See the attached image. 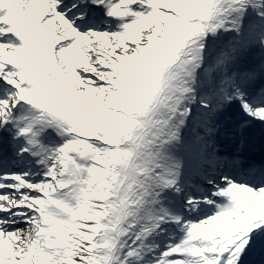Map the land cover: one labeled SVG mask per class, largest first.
Segmentation results:
<instances>
[{
    "label": "snow or ice",
    "instance_id": "6c2138e0",
    "mask_svg": "<svg viewBox=\"0 0 264 264\" xmlns=\"http://www.w3.org/2000/svg\"><path fill=\"white\" fill-rule=\"evenodd\" d=\"M264 0H0V264H264Z\"/></svg>",
    "mask_w": 264,
    "mask_h": 264
},
{
    "label": "rangeland",
    "instance_id": "374dc122",
    "mask_svg": "<svg viewBox=\"0 0 264 264\" xmlns=\"http://www.w3.org/2000/svg\"><path fill=\"white\" fill-rule=\"evenodd\" d=\"M256 155L257 156H263L264 155V153H261V152H259V150L256 152ZM260 259H261V256H260V254H254V255H252L251 257H250V262H249V264L250 263H252V264H259V261H260Z\"/></svg>",
    "mask_w": 264,
    "mask_h": 264
},
{
    "label": "bare ground",
    "instance_id": "6f19581e",
    "mask_svg": "<svg viewBox=\"0 0 264 264\" xmlns=\"http://www.w3.org/2000/svg\"><path fill=\"white\" fill-rule=\"evenodd\" d=\"M250 264H252V263H250Z\"/></svg>",
    "mask_w": 264,
    "mask_h": 264
}]
</instances>
